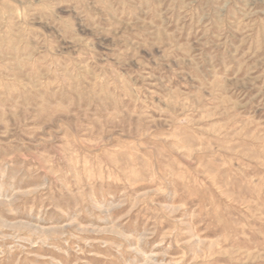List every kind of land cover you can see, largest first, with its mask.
Masks as SVG:
<instances>
[{"label": "rangeland", "instance_id": "obj_1", "mask_svg": "<svg viewBox=\"0 0 264 264\" xmlns=\"http://www.w3.org/2000/svg\"><path fill=\"white\" fill-rule=\"evenodd\" d=\"M0 264H264V0H0Z\"/></svg>", "mask_w": 264, "mask_h": 264}]
</instances>
